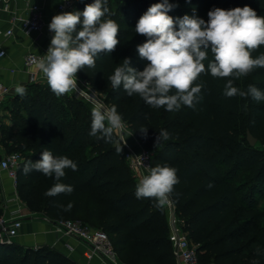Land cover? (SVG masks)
Segmentation results:
<instances>
[{
  "label": "trees",
  "instance_id": "1",
  "mask_svg": "<svg viewBox=\"0 0 264 264\" xmlns=\"http://www.w3.org/2000/svg\"><path fill=\"white\" fill-rule=\"evenodd\" d=\"M160 0H108L102 19L119 25L120 43L109 54L101 53L94 68L77 77L100 95L110 109L115 106L122 123L150 153L151 169L168 165L177 169L179 182L169 194L177 217L190 242L197 248L198 264H264V102L250 96L224 95L228 78L202 73L194 82L201 86L194 107L179 111L146 105L137 94L113 89L109 77L124 58L143 70L145 60L137 45L146 37L135 33L139 18ZM176 4L173 18L185 14L207 21L215 7L229 10L250 6L264 16V0H170ZM82 4L78 10L83 11ZM264 54V46L252 56ZM213 59L211 52L205 68ZM254 85L264 91V67L234 80L246 91ZM25 94L10 99L3 108L4 126L0 142L5 154L23 158L17 172L20 201L33 214L51 222L82 221L106 233L124 264H177L169 240L168 213L155 198H137L139 181L126 160V150L113 131L110 140L90 135L92 108L74 94L55 95L48 84H31ZM6 113V114H3ZM147 129L144 134L140 130ZM162 130L168 139L156 143ZM257 140L252 147L247 132ZM0 135V137H1ZM44 150L67 156L77 170L66 169L61 183L73 191L49 197L44 193L56 181L38 171L27 175L23 167L37 161ZM245 178V182L242 181ZM0 186V218L4 200ZM70 206V207H69ZM0 264H77L50 247L23 248L0 245Z\"/></svg>",
  "mask_w": 264,
  "mask_h": 264
},
{
  "label": "clouds",
  "instance_id": "2",
  "mask_svg": "<svg viewBox=\"0 0 264 264\" xmlns=\"http://www.w3.org/2000/svg\"><path fill=\"white\" fill-rule=\"evenodd\" d=\"M107 3L108 0H92L83 11L53 16L48 26L53 33L50 45L36 67L55 95L75 92L90 102L94 107L89 134L99 133L110 140L113 131L122 128V116L115 106L105 107L77 85L78 71L94 68L102 52L109 54L120 43L119 25L102 19L108 12ZM175 7L170 0H160L139 18L135 33L145 36L146 41L137 45V53L147 63L143 70H137L130 66V58H124L109 77L112 88L122 87L128 96L138 94L146 105L175 112L182 106L194 107L201 91V86H194V82L207 71L214 78H228L226 97L250 96L264 102V91L254 85H249L246 91L234 86V80L264 67V54L252 56L253 50L264 46V16L244 6L229 10L215 7L207 13V21L195 15V9L192 15L173 18L169 12ZM209 52L213 59L206 70L204 61ZM16 92L24 96L25 89L21 86ZM140 131L147 133V129ZM161 139H168L167 131L158 133L156 143ZM66 169L76 171L77 164L67 156H54L44 150L39 160L25 163L23 172L27 175L35 170L53 178L56 183L44 193L53 197L73 191L72 186L60 182ZM176 173L177 169L168 165L152 168L137 184L136 197L164 202L179 182Z\"/></svg>",
  "mask_w": 264,
  "mask_h": 264
},
{
  "label": "built area",
  "instance_id": "3",
  "mask_svg": "<svg viewBox=\"0 0 264 264\" xmlns=\"http://www.w3.org/2000/svg\"><path fill=\"white\" fill-rule=\"evenodd\" d=\"M17 1L20 0H0L4 5V10L7 12L10 10V6ZM91 2L92 0H61V4L58 7V14L78 10L80 5H86ZM13 19L14 23L18 22L19 30L26 36L36 35L38 40L44 37L46 23L41 6L33 5L25 18ZM15 30L16 27H12L7 32L6 36L13 37L15 35ZM5 56L6 52L1 51L0 58ZM41 59L40 56L35 54L27 55L24 58L25 69L30 70L35 67ZM32 81L35 82L36 78L33 77ZM77 85L80 90L93 94L97 101L107 107L103 98L78 77ZM78 96L85 100L82 95ZM12 97V88L0 82V135L4 126V120L2 119L3 108ZM86 102L93 106L90 102ZM115 132H117L120 141L125 147V157L133 175L140 181L142 175L147 174L151 170L150 153L142 148L139 140L127 130L126 126H122L120 130ZM22 161L23 158L20 154L13 153L10 155L5 154L0 162V175L4 174L10 180L13 187V195L10 199L4 200V205L7 207L13 206L12 208L14 209L12 210L13 214L11 216L4 215L0 218V245H11L19 237L26 221L21 211L24 204L20 201L17 192V172ZM162 203L168 213L169 240L177 264H198L197 248L190 242L184 232L183 222H181L176 215L175 205L172 199L168 196ZM36 217H38V215L31 213L27 217V220L31 221ZM47 221L51 222L49 220ZM51 223L59 234L71 239L80 240L87 245L84 257L89 263L95 259L101 260L104 264L122 263L115 252L110 237L103 231L96 230L79 220Z\"/></svg>",
  "mask_w": 264,
  "mask_h": 264
},
{
  "label": "crops",
  "instance_id": "4",
  "mask_svg": "<svg viewBox=\"0 0 264 264\" xmlns=\"http://www.w3.org/2000/svg\"><path fill=\"white\" fill-rule=\"evenodd\" d=\"M60 4L61 0H20L13 3L7 12L4 10L3 3L0 2V53L1 51L6 52V56L0 58V82L12 88V98L19 95L16 92L18 87L23 86L25 88L31 84H48L46 77L36 66L30 70L25 69L24 58L29 54H35L42 59L44 58L53 35L49 31L48 26L52 17L58 14ZM33 5L41 6L45 15L46 28L44 37L40 40H38L36 35L26 36L23 34L18 28V22L14 23L13 19L25 18ZM14 26L16 27L15 35L7 37V32ZM33 77L36 78L35 82L32 81ZM69 94L79 97L74 92ZM91 108L93 109V106ZM4 155L5 151L0 143V156L3 157ZM0 186L2 188L3 200L10 199L13 195V187L10 180L4 174L0 175ZM4 207V215L11 216L13 214L12 210H14L13 206L7 207L4 205ZM21 211L26 221L19 237L14 241L16 245L33 249L50 247L69 257L77 264H104L99 259H95L89 263L84 257L87 245L80 240L71 239L59 234L51 222L44 220L39 215L31 221L27 220L31 212L25 205Z\"/></svg>",
  "mask_w": 264,
  "mask_h": 264
},
{
  "label": "rangeland",
  "instance_id": "5",
  "mask_svg": "<svg viewBox=\"0 0 264 264\" xmlns=\"http://www.w3.org/2000/svg\"><path fill=\"white\" fill-rule=\"evenodd\" d=\"M147 2H151L152 0H146ZM3 114H6V113H3ZM123 124V123H122ZM123 126H125L124 124H123ZM125 128V127H124ZM128 130V129H127ZM116 133V135H117V132H115ZM118 136V135H117ZM6 140V135L3 133L2 135H1V137H0V142H4ZM242 181H244L245 182V178H243V180ZM257 209L258 210H264V198H262L261 200H260V202L258 203V206H257Z\"/></svg>",
  "mask_w": 264,
  "mask_h": 264
},
{
  "label": "water",
  "instance_id": "6",
  "mask_svg": "<svg viewBox=\"0 0 264 264\" xmlns=\"http://www.w3.org/2000/svg\"><path fill=\"white\" fill-rule=\"evenodd\" d=\"M247 139H248L249 144L252 147H256V145L258 144L257 140L251 135V133L249 131L247 132ZM1 161H2V156H0V162ZM12 244H15V243L13 242Z\"/></svg>",
  "mask_w": 264,
  "mask_h": 264
}]
</instances>
